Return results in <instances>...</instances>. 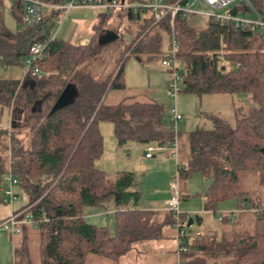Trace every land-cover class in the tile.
<instances>
[{
    "label": "trees",
    "instance_id": "trees-1",
    "mask_svg": "<svg viewBox=\"0 0 264 264\" xmlns=\"http://www.w3.org/2000/svg\"><path fill=\"white\" fill-rule=\"evenodd\" d=\"M43 1L54 4L64 0ZM231 3L227 13H257L264 20V0ZM14 5L20 8L16 2ZM2 9L0 0L1 65L23 61L32 42L46 41L45 57L36 62L39 72L23 78L33 79V85L19 78H0L1 107L13 104L26 119L34 120L27 146L17 136L18 130L7 133L6 128H0V136L8 134L12 143L20 144L9 166L4 168L0 156V174L7 170L17 178L26 197L19 209L30 205L32 219L21 224V237L13 249L14 264H34L29 225L38 234L37 264H86L90 254L116 260L134 243L159 238L164 225L174 226L172 211L167 209L160 220L154 210L136 206L141 191L134 172L117 171L111 179L96 161L102 152L101 120L113 123L118 145L132 140L165 148L177 139L179 147L177 128L175 132L171 116L170 122L165 119L166 107L156 101L125 99L105 104L106 89L123 88L125 83L121 65L115 74L99 75L94 70L93 48L101 45L96 32L87 44L49 39L41 28L46 16L30 26L23 21L22 9L14 16L17 24L24 26L12 30L3 22ZM139 14L127 9L129 18ZM163 19V26L170 31L169 17ZM153 21L150 14L143 18V25ZM174 32L179 44L177 58L182 63L180 92L243 93L248 102L245 112L235 113L233 125L214 118L209 128L196 127L187 133L186 162L177 164L172 178L176 176L180 183L198 172L210 180L203 193L204 210L215 213L218 203L231 198L236 199L237 208L219 219L220 231L185 239L182 264H264V209H243L264 203V29L236 26L229 18L213 16L203 28H196L187 16L177 13ZM66 83L74 86L75 96L69 104L50 111ZM178 191L180 199L179 185ZM110 203L117 206L113 233L107 225L93 223L84 215L85 206L106 208ZM105 213L104 217L110 212ZM180 217L184 219L182 213Z\"/></svg>",
    "mask_w": 264,
    "mask_h": 264
},
{
    "label": "rangeland",
    "instance_id": "rangeland-1",
    "mask_svg": "<svg viewBox=\"0 0 264 264\" xmlns=\"http://www.w3.org/2000/svg\"><path fill=\"white\" fill-rule=\"evenodd\" d=\"M3 9V21L5 25L10 24L11 12L10 0H1ZM4 2L8 10H4ZM192 9L187 19L196 28H203L210 14L227 12L232 5L212 6L203 0H190ZM111 14L97 15V11L90 8L73 9L71 12L78 18H83L80 27L93 21L92 29L96 32L97 43L99 37L107 31H114L117 37L97 44L93 50L96 54L91 57L94 70H98L99 75L117 71L121 65L123 69L124 87H111L106 89L103 95L105 104L120 102L125 99L131 101H156L166 107V121L170 122V105L175 102L176 109L182 113L183 118L178 122L177 131L179 133V147L177 153L174 152L172 145L168 144L167 149L154 151L150 158L145 155L147 145L136 141H127L118 145L114 134V126L110 120L99 121L98 128L102 136V152L96 161V165L103 169L107 176L114 179L117 171H133L141 191L140 198L136 206L159 208L175 192L172 187L173 176L175 175L177 164L182 166L186 162L188 154L187 133L196 127L209 128L213 125L214 118L219 121L234 124L235 113L245 112L248 104L246 95L243 93H189L181 91L174 98L166 94L168 68L161 63V59L168 52L170 44V31L163 26L164 19L158 22L153 21L151 25L145 27L143 18L150 16L149 10L140 12V16L128 17L127 8H113ZM201 11L203 13H198ZM71 13V14H72ZM47 14V8H43V15ZM70 14V16H71ZM97 15V16H96ZM69 16V17H70ZM51 18H45L44 22L48 26ZM12 27L22 28V23L11 22ZM9 25V26H11ZM59 25L55 20L51 26V34L54 33ZM65 24L61 25V28ZM58 36H61L58 33ZM96 45V44H94ZM135 46L134 49L132 47ZM126 46H130L128 51H124ZM127 47V48H128ZM182 66V63H179ZM21 62L8 65L0 64V78L19 77L22 74ZM241 106V107H239ZM240 108L242 110H240ZM0 128H6L7 133L17 131V136L21 143L27 146L29 141L28 132L33 123V119H26V115L20 113L18 109L11 106L0 105ZM11 121L15 124H11ZM4 138V140H3ZM7 134L6 138L0 136L4 142V147L0 146V156L4 168L9 166L16 148L19 143H12ZM1 144V142H0ZM149 157V156H148ZM8 171L5 170L4 173ZM4 173L0 174V194L2 186L7 183ZM179 181V180H178ZM210 180L201 176L198 172H193L189 177L178 182L181 187L182 198L179 199V211L184 215V225L190 236L204 234L207 231H220L222 222L217 218L218 215H226L228 211L236 210L237 201L234 198L227 199L218 203L215 213L203 210V193ZM181 185V186H180ZM18 193L12 202L0 200L2 214L19 209L24 203L21 198L24 192L19 186L13 187ZM264 189V185H263ZM263 191V190H262ZM261 192V191H260ZM115 204L110 203L108 207L85 206V217L96 224L107 225L110 232H114V210ZM103 212H110L106 217ZM9 213L7 215H9ZM6 215V216H7ZM199 216L202 222L198 223L194 217ZM3 217L2 219L6 218ZM192 217L193 222L187 226L188 218ZM0 219V220H2ZM30 226V255L34 264L38 263L37 253V230ZM162 235L159 238L146 239L136 242L130 250L122 254L118 259H110L98 254H90L86 258V264H172L176 257V227L165 225ZM219 236V235H218ZM20 233L11 235L9 231L0 228V264H13V248L19 242Z\"/></svg>",
    "mask_w": 264,
    "mask_h": 264
},
{
    "label": "built area",
    "instance_id": "built-area-1",
    "mask_svg": "<svg viewBox=\"0 0 264 264\" xmlns=\"http://www.w3.org/2000/svg\"><path fill=\"white\" fill-rule=\"evenodd\" d=\"M23 11V21L25 24L30 26H35L39 24L43 18V7L48 5L43 0H14ZM141 0L136 3H128L124 0H64L55 5L59 10L60 16H63L68 9L73 7H101L107 11H111L113 8H127L133 13H140L144 10H149L153 15L155 22L160 21L164 17H169L170 25V44L168 52L161 59V63L168 68V81L165 88L166 94L174 98L180 92L182 88V76L179 66V60L177 58V53L179 50V44L175 37L174 32V17L177 13H181L183 16H188L189 12L195 11L192 9L190 0ZM205 3L218 7L226 6L234 0H203ZM198 13H203L198 11ZM209 16L216 18H229L235 22L237 25L248 26L250 29L258 28L264 29V20L256 13L253 16H244V15H231L227 12L220 14L214 13ZM53 36L50 35L49 39ZM45 45L46 41H34L32 42L27 50V53L23 59V70L24 76L29 74H35L39 72V68L36 65V62L42 60L45 57ZM170 115L174 122V131L178 126V122L182 119V114L177 111L175 102L170 105ZM172 148L175 153L178 150V141L174 139L172 142ZM167 148V147H165ZM164 149L155 143L147 145L146 156H151L152 153L156 150ZM4 178L7 183L2 186L1 197L3 201L12 202L15 197H18V193L14 191L13 187L17 186L18 180L11 172L4 174ZM172 187L175 192L167 200L166 208L172 211L175 217L174 226L176 227V261L174 264H182V259L180 256L181 251L186 249L184 244L185 239L189 236V233L184 225V221L181 219V212L179 211V191H178V182L176 176L173 178ZM22 199H25V194L21 196ZM30 205L24 206L19 210H12L6 218L0 220V228L9 231L10 234L19 233L21 231V224L24 222H31V215L28 213ZM244 210H252L260 212L264 209L263 205L254 204L251 207H245ZM106 215L108 212L105 213ZM222 215H218L217 218L221 219Z\"/></svg>",
    "mask_w": 264,
    "mask_h": 264
},
{
    "label": "crops",
    "instance_id": "crops-1",
    "mask_svg": "<svg viewBox=\"0 0 264 264\" xmlns=\"http://www.w3.org/2000/svg\"><path fill=\"white\" fill-rule=\"evenodd\" d=\"M10 1L12 2V4L9 7L10 12H11L12 20L10 21V24H8V26L7 25L6 26L8 28L12 29V30H15L17 27L13 28L12 25H11V22H14V20L16 22V18H15L14 15H18L19 11H21V8H17L14 5V2H15L14 0H10ZM124 1L128 2V3H136V2H138L137 0H124ZM16 4L18 5V3H16ZM52 4L53 3H49L48 5L44 6V7L47 8V14L43 15V16H46L47 19L51 18L50 22H48L49 25L52 26L53 23L55 22V20L59 21V25H58L56 31L51 34V29H50L51 26H49V25L46 26V23L43 21V23L41 25L42 32L43 33L48 32L49 35L53 36L52 38L62 39L64 41L70 42L72 44H87V43L90 42V40L92 39L93 35L95 34V31L93 32V29H92V24L94 22L91 21L90 23L85 24L84 27H80V23L84 19L83 18H78L77 16H75V14L71 12L73 9H85V8L94 9V10L97 11L96 14L98 16L102 15V14L107 16L106 12L109 13L108 15H110L111 12H112V11H107V10H106V12H104L105 9L101 8V7L86 6V7H73V8H70V9L67 10V12L63 16H60L58 8H56V6L52 5ZM54 4H58V3H54ZM4 10H8V6L5 4V2H4ZM70 14H71V16H70ZM141 14H139V16ZM16 24H17V22H16ZM62 24H65L63 28H61ZM9 25H11V26H9ZM58 33H60L61 36H58ZM21 66H22V69H23V61H21ZM5 67H7V66H5ZM11 78H19L20 80L23 79L24 78V70H22V74L19 77H11ZM146 157L150 158L151 156H149V157L146 156ZM142 208H147V209L154 210L156 212V214L158 213L157 215L159 216L160 220L163 219L166 216L165 215L166 211H167L166 202H165V205L163 207L151 208V207L145 206V207H142ZM203 210H204V208H203ZM1 211H2V209L0 207V219L5 217L9 213L10 209H9L8 212L4 213V215L2 214ZM200 222H202V219H201ZM166 225H168V224H166ZM170 226H172V224H170ZM164 227H165V225L162 227V230L165 229ZM3 230H5V229H3ZM5 231H7V230H5ZM17 234H19V233H17ZM12 260H13V264H14V253L12 255ZM175 261H176V257H175ZM175 261H173V262H175Z\"/></svg>",
    "mask_w": 264,
    "mask_h": 264
},
{
    "label": "water",
    "instance_id": "water-1",
    "mask_svg": "<svg viewBox=\"0 0 264 264\" xmlns=\"http://www.w3.org/2000/svg\"><path fill=\"white\" fill-rule=\"evenodd\" d=\"M116 37H117V33L110 30V31L105 32L104 34H102L99 37V42L105 43V42H108V41H110ZM23 81H24V83L30 82L31 85L34 84V80L30 79V78H25V79H23ZM75 94H76V90H75L74 86L71 83H66L62 87V89L58 92L57 96L55 97V99L51 105L50 111H53L57 108H60V107H63L65 105L69 104L72 101ZM194 219L198 223H200V221H201V218L197 215L194 217ZM192 222H193V218L192 217L188 218L187 226L191 225Z\"/></svg>",
    "mask_w": 264,
    "mask_h": 264
}]
</instances>
